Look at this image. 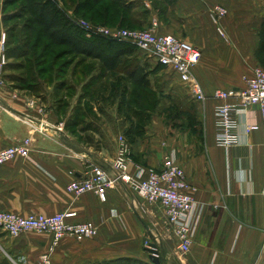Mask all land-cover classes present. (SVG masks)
<instances>
[{"label":"crops","instance_id":"1","mask_svg":"<svg viewBox=\"0 0 264 264\" xmlns=\"http://www.w3.org/2000/svg\"><path fill=\"white\" fill-rule=\"evenodd\" d=\"M152 2L157 5L150 18L158 20L160 32L202 51L194 68L209 96L199 108L201 125L168 122L158 112L139 130L111 118L109 125L86 129L102 141L94 149L89 141L93 136L77 139L65 129L60 120L64 106L61 100L54 103L47 83L40 93L29 86L19 88L2 71L0 150L30 138L31 151L0 165V211L54 215L74 210L73 221L93 222L98 232L84 241L64 236L55 243L53 234L29 231L12 237L0 229V259L44 264L42 257L49 255V264H150L145 240L153 235L162 264H264V128L246 130L247 124L261 123V116L256 109L241 115L239 142L226 149L216 141L219 102L212 97L216 89L237 88L244 74L264 66V0ZM218 5L228 13L215 22L211 11ZM109 93L102 91L103 96ZM91 94L80 92L79 97L85 100ZM120 136L130 147V169L138 179L161 168L167 156L184 169L196 199L195 210L184 216L194 223V241L184 259L178 258L175 239L171 247L163 237V209L147 204L125 184L109 189L106 200L93 191L77 195L69 190V184L86 177L94 165L110 169Z\"/></svg>","mask_w":264,"mask_h":264},{"label":"rangeland","instance_id":"2","mask_svg":"<svg viewBox=\"0 0 264 264\" xmlns=\"http://www.w3.org/2000/svg\"><path fill=\"white\" fill-rule=\"evenodd\" d=\"M47 1L65 26L69 29L73 27L77 32L82 29L79 25L80 20H85L93 25L119 27L122 18H127V22L121 24L124 28L143 29L145 28L144 23L150 19L153 5L155 7L157 5L152 0H126V2H133L134 9L131 13L125 14L123 10L108 1L92 9L89 0ZM3 36H5L7 59V64L3 68L5 78H8L19 88L29 86L30 89L33 88L38 93L46 87H50V92L54 93V103L61 100L59 102L64 106L60 120L65 124V129L70 133H76L77 139L93 136L89 137V141L93 144L94 149L100 148L102 141L95 133H88L89 131L86 129L109 125L111 118H113V123L125 121L131 127L138 123L144 125L150 123V115L159 112L164 115L166 121L175 124L198 126L202 123L203 111L199 108L203 103H198L193 99L188 88L184 86L185 84L177 83L178 81L170 69L159 66L140 52L136 46L137 59L139 60L140 57L143 64H148L151 72V86L148 89L134 86L127 80L122 70L107 73L101 68L99 61L72 55L68 52L67 47H48L49 63L46 66L49 71L41 74L40 68L46 51H44V47L37 51L33 50L27 44L38 41L46 46L47 41L41 37L39 29L34 26L24 0H0V40ZM97 40L103 43L108 50L118 48L119 43L134 48L133 44L122 40H110L100 36L97 37ZM57 55L59 61L56 63L54 59ZM261 68L264 69V66ZM103 75H109L107 81L103 80ZM93 77L95 78L93 79ZM58 78L63 82L64 88L60 81V88L58 87V83H56ZM112 78H114L113 81ZM89 83L91 85H88ZM102 84L103 86L107 84V87L100 90ZM108 89L110 93L103 96L102 91L109 92ZM80 92H91L92 96L83 100L79 97ZM57 93L59 99H57ZM92 120L93 123H91ZM84 130L85 133L82 132ZM92 130L95 132L94 129ZM163 230L164 239L171 247H175L168 227L166 226ZM152 239L156 240L153 235ZM184 257L178 258L181 260ZM0 264L14 263L8 258H1Z\"/></svg>","mask_w":264,"mask_h":264},{"label":"built area","instance_id":"3","mask_svg":"<svg viewBox=\"0 0 264 264\" xmlns=\"http://www.w3.org/2000/svg\"><path fill=\"white\" fill-rule=\"evenodd\" d=\"M228 13L223 6H215L211 15L218 22ZM79 25L87 37H105L110 40H122L136 46L148 58L170 69L188 88L196 102L204 103L209 96L194 75V68L202 58V51L174 34L159 31V22L153 18L151 25L143 29H127L93 25L80 20ZM220 34L224 31L219 28ZM5 36L0 40V73L7 64ZM212 97L218 100L215 107L216 141L230 149L239 142L238 127L241 115H247L256 109L261 116V123L247 124V132L264 128V69L257 67L251 74L242 76L241 85L233 89H216ZM28 138L21 144L0 150V165L17 156L30 154ZM130 147L120 136L117 155L110 169L94 165L86 177L74 179L68 186L77 195L93 191L102 200H106L107 191L125 184L137 196L151 206H160L164 211L165 223L176 242L179 257L190 253L193 244L194 223L184 220V216L196 208V199L192 186L184 169L170 156L159 169H150L146 178L138 179L131 172ZM74 210H65L54 215L19 214L12 211H0V229L12 237H19L29 231L53 234L55 243L64 236L84 241L98 232L93 222H76ZM158 242L147 237L145 247L150 242ZM159 245V244H158ZM44 264L50 263L49 255L42 257Z\"/></svg>","mask_w":264,"mask_h":264},{"label":"trees","instance_id":"4","mask_svg":"<svg viewBox=\"0 0 264 264\" xmlns=\"http://www.w3.org/2000/svg\"><path fill=\"white\" fill-rule=\"evenodd\" d=\"M107 1L123 10L125 14L131 13L134 9L133 2H126V0H89L91 9ZM24 2L34 26L39 29L41 37L47 41L46 46L44 43L38 41L27 44V46H30L33 50L37 51L44 47V51H46L44 54L45 57L43 56L44 61L40 68L41 74H45L49 71L46 66L47 63H49L48 47H67L68 52L72 55L83 56L88 59L99 61L101 68L107 73H114L122 70L126 78L136 87L148 89L151 86V72L149 71V66L148 64H143L139 56V60L137 59V49L135 46L131 48L128 45L119 43L120 46L118 48L108 50L103 43L97 40L98 36L87 37L82 29L79 30L80 32H77L73 27L71 29L66 27L47 0H24ZM126 19L127 18H122L120 21L121 24L126 23ZM151 21L152 18L144 23L145 28L151 25ZM146 23L147 25H145ZM121 24L119 27L124 28ZM58 61L59 56L57 55L54 62L57 63ZM106 76L107 75H103L102 78ZM107 77H109V75ZM94 78L95 77H93V79ZM57 80L60 81L62 88H64L63 82L59 80V78ZM88 85L91 84L89 83ZM105 85L107 84H104V86L102 84L100 90H102L101 88H105ZM32 87H34V85H32ZM146 125L138 123L134 127L140 130ZM150 264L153 263L151 262Z\"/></svg>","mask_w":264,"mask_h":264},{"label":"water","instance_id":"5","mask_svg":"<svg viewBox=\"0 0 264 264\" xmlns=\"http://www.w3.org/2000/svg\"><path fill=\"white\" fill-rule=\"evenodd\" d=\"M146 228H148V224L144 222ZM146 252L149 254V259L153 264H161L162 260L160 257V248L156 242H150L148 246L145 247Z\"/></svg>","mask_w":264,"mask_h":264}]
</instances>
